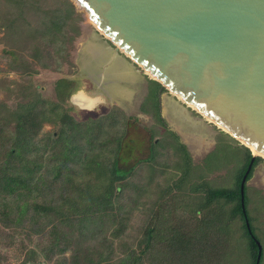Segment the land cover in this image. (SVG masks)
Instances as JSON below:
<instances>
[{"label": "rangeland", "instance_id": "rangeland-1", "mask_svg": "<svg viewBox=\"0 0 264 264\" xmlns=\"http://www.w3.org/2000/svg\"><path fill=\"white\" fill-rule=\"evenodd\" d=\"M72 6L74 12L70 13L64 0H0V165L7 160L13 170L28 165L30 170L24 172L33 173V181L41 176L47 179L40 185L42 196L32 190L23 191V198L27 194L29 201L34 197L37 202H59L69 191L70 183L65 179V168L57 177L54 175V162H68L73 169L71 181L84 188L85 182L97 183L83 170L89 153L103 151L102 155L109 157L108 151L117 145L114 171L122 179L115 185L122 186L112 193V210L107 218L116 220L112 230L120 225L123 232H106L113 242V253L109 260L98 264L117 260L122 249L139 255L138 264H251L250 238L235 209L237 201L210 196L214 190L236 189L250 151L176 94L161 89L153 77L122 52L119 55L133 76V80L121 82L130 96L116 97L101 90L84 67V61L98 71L104 62L93 61L85 50L94 39L92 35L111 47L112 44L83 12ZM52 22L60 25L59 32L55 37L42 36ZM44 63L48 67H41ZM132 69L140 76L137 80ZM78 91L97 95L100 102L81 107L70 100ZM36 95L41 99L36 100ZM34 100L35 115L59 104L82 123L80 128L103 119V130L97 138L91 137L90 143L81 139L79 150L83 151L78 152L76 159L69 152V158H55L53 153L66 147L60 141L53 143L61 125L41 122L33 126L36 133L19 151L16 130L21 113L17 108ZM91 127L94 137L97 126ZM8 153L11 156L7 157ZM244 192L249 222L263 249L260 264H264L263 159L253 167ZM95 195L96 192L92 194ZM10 199L17 200L14 194L7 201ZM82 204L86 207L85 202ZM96 235L92 240L97 243L100 232ZM53 239L51 232L37 235L29 232L28 225L7 228L0 222V264L69 263L71 250L50 255ZM82 241L84 245L90 244L88 239Z\"/></svg>", "mask_w": 264, "mask_h": 264}, {"label": "water", "instance_id": "water-1", "mask_svg": "<svg viewBox=\"0 0 264 264\" xmlns=\"http://www.w3.org/2000/svg\"><path fill=\"white\" fill-rule=\"evenodd\" d=\"M69 1L107 35L112 47L92 36L113 56L122 52L258 153L239 184L242 202L253 159L264 160V0Z\"/></svg>", "mask_w": 264, "mask_h": 264}, {"label": "trees", "instance_id": "trees-1", "mask_svg": "<svg viewBox=\"0 0 264 264\" xmlns=\"http://www.w3.org/2000/svg\"><path fill=\"white\" fill-rule=\"evenodd\" d=\"M68 7V12L73 13L74 9L72 3L68 0H64ZM19 4V3H18ZM70 10V11H69ZM60 25H56L54 22L45 27L42 36L46 34L55 37L59 32ZM52 41V39H50ZM39 49L36 50L38 52ZM37 56L35 58H40L39 54H34ZM41 67H48L47 64H42ZM41 99L36 95V100ZM36 100L29 103H24L19 105L17 108L18 112L21 114L17 117V136H16V149L21 151L23 145L31 140L36 131L32 128L34 125H40L41 122H51L53 124L59 123L61 125L60 133L56 139L53 140V143L60 141L66 147L59 153H53L55 158H59L62 155L69 158L68 152L73 156V159H76L78 152L83 151L79 150L81 145V139L86 140L90 143L92 139L97 138L99 133L103 130L102 120L94 121L87 123L84 128H80L82 123L77 122L70 116L65 109L59 104H53L50 111H40L37 115L33 113V106L35 105ZM43 104H46L45 100H41ZM37 119V122H36ZM106 120L108 121L107 117ZM96 124L97 134L93 137V129L91 126ZM84 125V124H83ZM34 131V132H32ZM67 134V136H66ZM173 134V133H172ZM64 135V137H62ZM174 135V134H173ZM175 136V135H174ZM67 137V138H66ZM176 140V136H175ZM69 142V145L67 144ZM29 143V142H28ZM117 144V142H116ZM182 150H184L183 145L178 144ZM110 149V148H109ZM90 152V150H89ZM81 153V152H80ZM85 152L82 154L84 155ZM109 157H106L103 154V151L92 150L89 153L90 157L88 161L86 160L83 163V170L86 174L92 176V179L96 178L97 183L85 182V187L82 188V184L79 182H73L72 176V167L67 163L62 164V162H54L51 169L53 170L54 175L57 177L61 170L65 168L66 170V181L70 183L69 191L63 194L59 202H53L52 200L44 199L42 202H37L36 199L31 198L32 200H27L28 195L25 194V198L22 196V192H31L32 190H37L38 195L42 196L41 192H44L42 184L47 182V179L41 176L38 180L33 181L34 174L24 171H29L30 168L28 165H23L18 167V169H10L9 161L7 160L4 164L0 165V222L4 227H21L24 228L26 225L29 227V232L37 235H45L51 232L54 239L50 244V255L53 254H62L66 250H71V254L68 259H71L69 263L64 262L63 264H98L101 261H107L110 259L113 253L112 241H109L106 236V232H110L113 235H117L121 230L115 228L112 230V227L116 225L114 219L108 220L111 215L112 206L110 204V199L114 189L120 188L122 185H115V183L122 179L115 175L114 171V158L117 153V145L112 147L109 151ZM11 156L10 153L7 154V157ZM64 156V157H65ZM85 156V155H84ZM83 157V156H82ZM72 158V157H71ZM261 157L256 156L252 163L251 168L246 176L248 179L251 176V172L255 164L261 160ZM83 160V159H81ZM251 160V154L247 152L246 163L242 168V172L238 176L237 187L236 189H220L210 192L211 198L213 197H222L229 200H236L237 205L235 209L239 211V214L242 218L244 232L249 236L251 243V250L253 254V260L251 264L256 263L257 258V246L254 242V239L257 240L254 231L250 225L251 233L248 232L245 225V220L249 222V218L246 211V198L245 192L244 197L241 202V194L239 189V184L243 174L245 173L248 164ZM41 166L40 164L38 165ZM41 182L39 183V181ZM93 181V180H92ZM245 189V188H244ZM96 192L95 196H92ZM12 194L15 195L17 200H8ZM17 201V202H15ZM86 203V207L82 204ZM94 205V206H93ZM91 206L94 209H91ZM33 210H30L32 209ZM67 216V218H66ZM120 224V223H118ZM250 224V222H249ZM106 226V227H105ZM114 228V227H113ZM112 230V231H110ZM99 235V241L96 243L93 242V238ZM254 234V237L252 236ZM90 240V244L84 245L82 240ZM103 249H100V248ZM55 248V249H54ZM122 256L117 260L111 262L110 264H131L134 262L138 264L141 257L136 255L133 251L125 252L122 249ZM125 252V253H124ZM263 249H261V255L258 264L262 257ZM48 254L47 257H50Z\"/></svg>", "mask_w": 264, "mask_h": 264}, {"label": "bare ground", "instance_id": "bare-ground-1", "mask_svg": "<svg viewBox=\"0 0 264 264\" xmlns=\"http://www.w3.org/2000/svg\"><path fill=\"white\" fill-rule=\"evenodd\" d=\"M91 24L94 25V23H91ZM94 27L100 33L105 35L100 29H98V27H96V25H94ZM105 36L107 37V35H105ZM85 52H86V54L91 55L90 58L93 59V61L104 62L101 70L98 71V69L93 68L92 63L89 64L88 62H86V60L84 61V67L86 69H88V71L91 73V74H89L91 76V78L92 79L95 78V80L98 82V84H99L98 87L101 88V90H103L104 92H107V93L110 92L112 95H114L116 97L117 96H121V97L130 96L131 92L125 91V85L121 83V82H123V80H126V81L133 80L132 79L133 76L131 74V71L126 66L127 64L124 62V60H122L120 57L113 56L109 52L107 47L103 46V44L101 42L94 40V39L89 41V43L86 46ZM145 72L147 74H149L151 77H153L152 79L156 80V78L150 72H148V71H145ZM169 92L176 94L173 91H169ZM176 96H178V95L176 94ZM178 99H180L181 101H184L179 96H178ZM70 100L73 101L74 103H77L81 107H87V105L90 106V105L95 104L97 101H99L100 97L97 95L96 96H88L84 92L78 91L77 94L72 95L70 97ZM186 104H187V106H189L190 108H192L193 110H195L197 112V110L194 109V107L192 105H190L188 103H186ZM204 116L205 115H203V117ZM205 119L211 121L212 124H214L215 126L222 129V127H220L219 125H216V123H214L208 117L205 116ZM222 130L226 131L225 129H222ZM228 134H230V133H228ZM231 136L233 138H235L233 135H231ZM239 142L241 144L245 145L243 142H241V141H239ZM249 149L253 154L258 155V153H256V151L253 148H249Z\"/></svg>", "mask_w": 264, "mask_h": 264}, {"label": "flooded vegetation", "instance_id": "flooded-vegetation-1", "mask_svg": "<svg viewBox=\"0 0 264 264\" xmlns=\"http://www.w3.org/2000/svg\"><path fill=\"white\" fill-rule=\"evenodd\" d=\"M125 91H129V89L125 87ZM129 92H130V91H129ZM75 94H77V92H75V93L72 94V95H75ZM88 96H89V95H88ZM158 96H159V98H160V92H158ZM87 106H89V105H87ZM203 124H204V123H203ZM207 140H208V138L205 139V141H204L203 144H205V142H207ZM252 236L254 237V234H253ZM254 238H256V237H254Z\"/></svg>", "mask_w": 264, "mask_h": 264}, {"label": "crops", "instance_id": "crops-1", "mask_svg": "<svg viewBox=\"0 0 264 264\" xmlns=\"http://www.w3.org/2000/svg\"><path fill=\"white\" fill-rule=\"evenodd\" d=\"M134 72V71H133ZM135 76H136V80L138 79V75L135 73Z\"/></svg>", "mask_w": 264, "mask_h": 264}]
</instances>
